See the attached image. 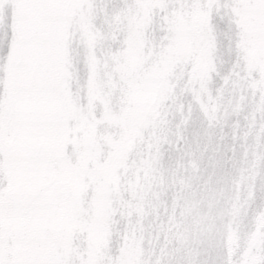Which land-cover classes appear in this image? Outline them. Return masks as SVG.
Instances as JSON below:
<instances>
[{
    "label": "snow or ice",
    "instance_id": "6c2138e0",
    "mask_svg": "<svg viewBox=\"0 0 264 264\" xmlns=\"http://www.w3.org/2000/svg\"><path fill=\"white\" fill-rule=\"evenodd\" d=\"M0 264H264V0H0Z\"/></svg>",
    "mask_w": 264,
    "mask_h": 264
}]
</instances>
